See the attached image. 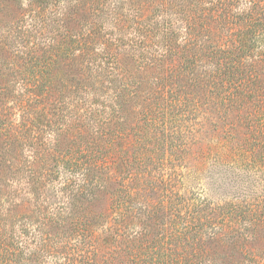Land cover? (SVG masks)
Here are the masks:
<instances>
[{
    "label": "trees",
    "instance_id": "trees-1",
    "mask_svg": "<svg viewBox=\"0 0 264 264\" xmlns=\"http://www.w3.org/2000/svg\"><path fill=\"white\" fill-rule=\"evenodd\" d=\"M25 9L3 39L29 71L0 87L20 113L0 126V264H264V0H27ZM206 124L225 135L210 159L232 171L241 196L131 203L146 184L181 176L177 153ZM54 180L59 209L19 213L50 205ZM111 183L106 212L83 213Z\"/></svg>",
    "mask_w": 264,
    "mask_h": 264
},
{
    "label": "rangeland",
    "instance_id": "rangeland-1",
    "mask_svg": "<svg viewBox=\"0 0 264 264\" xmlns=\"http://www.w3.org/2000/svg\"><path fill=\"white\" fill-rule=\"evenodd\" d=\"M26 1L27 0H0V38L3 37L0 40V87L6 86L10 88V84H12L15 79H18L22 75H26L25 73L29 71L26 65H22V60L14 53V46H8L7 41L3 42L6 32H11L14 29L18 17L26 14V9L24 10V8H26ZM4 66H7L8 69L4 68ZM56 79L57 76L55 77V80ZM16 89L15 87V91ZM12 95L13 94H9V97L6 99L0 96V126L2 123L7 124L8 122L15 126L20 121V113L17 108L13 107L14 103L12 99L10 100ZM3 120L5 121L3 122ZM204 129H206V131L199 135L197 141L194 140L191 144H188L182 157H180V153H177L181 165L184 163L183 166L175 165V168L181 172V176L178 177L177 180L175 178L170 179L168 182H171L172 185L161 183L156 187H150V184H146L144 188L139 191L140 197L131 200V203H171L175 201L177 193L182 196H189L191 193H194L203 202L208 201L211 203H222L224 200L231 198V193L238 195V197L241 196L238 194V189L234 190V188L230 186L232 183L229 179L232 175V171L226 166L221 167L216 165V163L210 159V153L213 151L214 146L217 147L227 142L224 138L225 135L223 131L218 128L214 129L209 127V124H206ZM50 133L49 136H52L54 132L50 131ZM232 143L233 142H231V144ZM124 146L129 149L126 144H124ZM165 169L166 171L170 170L168 167ZM165 176H167V174L163 175V177ZM147 178H149V176H147ZM132 182L136 183V181H130V189L136 188L135 184ZM251 182L255 185V191L262 190V183L258 184L259 180L256 175H254ZM244 183V181L236 182L235 185L240 188ZM56 186L57 184L54 180L52 183L45 186L44 189V193L47 197L45 199H49L50 205H47V201H44V199L38 201V203H32L29 207L28 203H24V207L17 208L19 213L33 214L36 218L38 216L42 219L48 212L55 210L54 208L58 207L59 209L61 204L55 203V201L59 200V192ZM107 188L108 191H96V193L92 195V197H94L91 200L83 202L81 211L83 210V213L87 215L91 214V216H98L101 213H105L109 203L114 202L113 196L115 194H111L112 190L114 193L118 191V186L113 183L108 185ZM25 195L26 192L21 189V191L15 195V198L19 200ZM91 221H93V218ZM58 232L61 233L60 230ZM32 245L34 244H31V246ZM216 251L220 254L230 253L228 249H217ZM224 260L227 261V257H225ZM217 263L227 264L221 262Z\"/></svg>",
    "mask_w": 264,
    "mask_h": 264
}]
</instances>
